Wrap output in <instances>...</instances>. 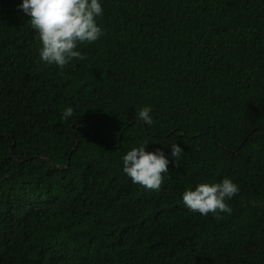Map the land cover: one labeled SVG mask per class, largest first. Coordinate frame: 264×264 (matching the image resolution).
I'll return each mask as SVG.
<instances>
[{
	"label": "trees",
	"instance_id": "trees-1",
	"mask_svg": "<svg viewBox=\"0 0 264 264\" xmlns=\"http://www.w3.org/2000/svg\"><path fill=\"white\" fill-rule=\"evenodd\" d=\"M19 3L0 0V264H264V0H103L63 70ZM145 142L185 149L159 191L122 171ZM224 178L230 213L185 208Z\"/></svg>",
	"mask_w": 264,
	"mask_h": 264
},
{
	"label": "clouds",
	"instance_id": "clouds-1",
	"mask_svg": "<svg viewBox=\"0 0 264 264\" xmlns=\"http://www.w3.org/2000/svg\"><path fill=\"white\" fill-rule=\"evenodd\" d=\"M103 0H20L18 9L28 16L30 27L39 41L38 58L46 65H55L63 70L73 60H83L79 50L81 44H92L99 40L104 30L97 22L104 16ZM152 108L142 107L137 112L139 120L152 125ZM74 109L69 106L61 114V120L73 117ZM147 142L133 147L122 156V171L132 183L145 190L159 191L169 176V164L185 155L179 143L167 144L163 148L146 150ZM239 185L231 178L218 183H200L181 195L186 209L202 216L230 213L227 201L237 196Z\"/></svg>",
	"mask_w": 264,
	"mask_h": 264
}]
</instances>
